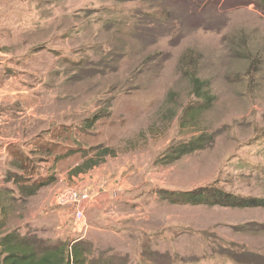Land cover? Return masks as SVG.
Segmentation results:
<instances>
[{
	"label": "rangeland",
	"instance_id": "rangeland-1",
	"mask_svg": "<svg viewBox=\"0 0 264 264\" xmlns=\"http://www.w3.org/2000/svg\"><path fill=\"white\" fill-rule=\"evenodd\" d=\"M195 77L212 101L181 123L200 103ZM0 112L14 158L0 172L20 183L0 195L1 234L81 240L92 264H264V15L254 4L0 0ZM198 136L211 137L205 149L166 163ZM90 160L100 163L73 174ZM89 185L99 195L78 222L55 197ZM202 190L252 204L187 203Z\"/></svg>",
	"mask_w": 264,
	"mask_h": 264
},
{
	"label": "trees",
	"instance_id": "trees-1",
	"mask_svg": "<svg viewBox=\"0 0 264 264\" xmlns=\"http://www.w3.org/2000/svg\"><path fill=\"white\" fill-rule=\"evenodd\" d=\"M129 1V0H124ZM247 4H254L256 9L264 15V0H245ZM192 80V95L200 100V103L194 107L190 106L183 110L181 117V123L190 121L189 119L199 111H205L209 107L212 97L209 94L207 85L198 80L196 77ZM187 120L185 117L187 115ZM186 115V116H185ZM97 116H94L95 121ZM211 137L205 139L204 136H198L191 139L186 145L173 149L164 160L167 164H171L181 157L193 153L195 151L203 150L209 145ZM110 150L105 149L102 156L106 155ZM101 155V154H100ZM93 163V164H92ZM100 161H89V165L81 170V166H77L73 171V174H83L85 171L99 164ZM15 182V181H14ZM33 189H39L46 184H36ZM32 192V191H31ZM30 192V193H31ZM188 204H203V205H220L225 207H235L237 205H251L252 203L239 201L237 198L231 197L226 194L214 191V194L208 190H202L201 193L188 194L186 196ZM90 246L84 241H77L75 243L56 242L53 245L47 244L43 239L36 237L35 235L24 234L19 235L16 231L5 233L0 236V264H92L89 260ZM100 264H105L101 262Z\"/></svg>",
	"mask_w": 264,
	"mask_h": 264
},
{
	"label": "crops",
	"instance_id": "crops-1",
	"mask_svg": "<svg viewBox=\"0 0 264 264\" xmlns=\"http://www.w3.org/2000/svg\"><path fill=\"white\" fill-rule=\"evenodd\" d=\"M8 115H7V112H0V133L1 132H3V133L6 132V129H7L8 126L12 128L11 122L8 123V118H7ZM6 138H8V137L4 136V135H0V161H4V159L6 160V158H9L7 160H10L11 157H12V159H14L13 156H11V153H10V152H13V151H11V149L13 148V144H12L13 143V139H11V138L9 139L8 138L9 139L8 140ZM103 175L106 176L107 174H103ZM104 176H102V177H104ZM107 176H109V175H107ZM2 177H3V173L0 172V179H1L0 180V195H6L10 191L12 192L15 189V186H11V185H13V184L19 185L20 184L19 182H17V183L14 182L13 183V181L12 182H10L8 180L4 181V179H2ZM106 180L109 181L108 178H106ZM11 183H13V184H11ZM39 189H32L31 190L32 192H31L30 195L34 196L35 193H37V195H39L40 194ZM8 190H9V192H8ZM4 197H6V196H4ZM122 197L124 199L123 195H122ZM30 198L32 199V197H30ZM105 202H106L105 197L101 198L100 201H98V205H96V209L95 210L100 211V212H104V209H105L104 203ZM1 208L3 209L2 205L0 204V210H1ZM84 209H85V207H84ZM5 227H6V225H4L1 222V220H0V232H2V230H4ZM1 235H4V234L0 233V236Z\"/></svg>",
	"mask_w": 264,
	"mask_h": 264
},
{
	"label": "built area",
	"instance_id": "built-area-1",
	"mask_svg": "<svg viewBox=\"0 0 264 264\" xmlns=\"http://www.w3.org/2000/svg\"><path fill=\"white\" fill-rule=\"evenodd\" d=\"M99 185L100 187H103V184ZM104 186L106 189V182L104 183ZM95 187L93 185H89V187L79 189H66L56 195L55 203L61 208H72L76 221L81 222L82 220H84V207H86L88 203L92 202L91 195H99L98 190L100 191V189L98 186ZM102 191L103 189L101 190V192Z\"/></svg>",
	"mask_w": 264,
	"mask_h": 264
}]
</instances>
